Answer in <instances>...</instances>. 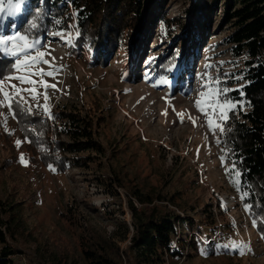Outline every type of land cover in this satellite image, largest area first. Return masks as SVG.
Here are the masks:
<instances>
[{
	"label": "rangeland",
	"instance_id": "1",
	"mask_svg": "<svg viewBox=\"0 0 264 264\" xmlns=\"http://www.w3.org/2000/svg\"><path fill=\"white\" fill-rule=\"evenodd\" d=\"M30 3L26 0L15 16L0 20V35L19 32ZM206 4L205 0H166L170 17L182 16L185 20L184 28L171 31L166 23L150 26L152 11H157L158 6L146 1L144 19L133 38L103 64L93 61V50L76 45L78 11L73 6V20L68 25L63 24L67 16L64 13L53 18L52 28L43 37L30 38L37 42L38 49L50 52L46 59L51 61L54 57L55 65L62 66L55 79L44 77L60 89L48 91L51 117L65 103L77 104L84 110L99 103L106 121L98 128L97 138L107 152L101 159V171L70 165L60 172L40 163L31 168L21 161L20 155L11 169L2 170L4 160L11 154L2 132L21 141L20 145L16 143L18 149L23 144L16 119L9 115L6 127L0 122V195L12 200L15 196L17 213L24 221L17 241L26 242L29 249L28 253L15 256L20 264H87L61 216L68 204L76 205L91 224L126 248L133 229L128 197L135 185L152 195L153 204L164 211L182 217L193 215L200 223L199 232L177 221L178 238L182 241L176 240L174 247H182V256L173 260L166 254L164 264H264V239L253 226L250 209L245 208L241 176L237 188L228 174L235 163L224 151V133L217 129L213 135L206 123L211 117L196 106L200 100L201 106L206 107L200 94L207 91L203 85L209 78H219L222 82L218 87L239 91L240 95L245 83L244 59L233 54L227 41L232 28L221 25V1L216 9L218 17L211 15V34L203 33ZM58 32L64 36L53 35ZM176 46L179 51L175 62L160 74V59ZM42 67L47 70V65ZM39 90L43 92L42 87ZM232 91L227 98L235 101L234 110L240 111L244 100L230 98ZM30 103L35 105V101ZM39 103L45 104L42 97ZM245 109L244 104L242 110ZM0 112L8 115L9 110L5 107ZM40 113L45 114L43 109ZM222 156L226 157L223 162ZM236 169L240 172L238 166ZM101 173L119 175L124 185H100L97 177ZM135 203L141 206L137 200ZM205 213L211 214L208 220ZM209 221L213 223L209 225ZM127 226L130 232L126 231ZM200 242L206 243L208 249L199 247ZM240 243L250 245L251 251L239 254L236 245ZM221 245L223 249L217 248Z\"/></svg>",
	"mask_w": 264,
	"mask_h": 264
},
{
	"label": "trees",
	"instance_id": "2",
	"mask_svg": "<svg viewBox=\"0 0 264 264\" xmlns=\"http://www.w3.org/2000/svg\"><path fill=\"white\" fill-rule=\"evenodd\" d=\"M30 1V7L19 25V32L31 39H39L52 28L54 17L67 13L63 24L68 25L73 20V6L78 11L79 36L76 45L93 50V61L98 60L101 64L133 38L144 19L143 8L146 1L158 6L157 11H152L150 26L166 23L171 31L185 27L182 16L170 17L169 10L165 7L166 0ZM205 1L208 3V12L204 19V35L211 34V15L218 17L216 9L221 1V25H230L232 28L227 41L233 54L244 59L243 95L239 91H232L228 96L243 99L246 109L230 112L224 125L223 142L229 160L241 172V189L248 194L245 202L252 206L250 214L257 221L259 234L264 237V223L261 222L264 221V0ZM33 24L35 27H31ZM201 43V40L197 42L196 50L199 51ZM178 51L176 46L174 51H170L171 55L160 59V74L173 65ZM13 63V57L0 52V76L12 74ZM33 112V115L17 113L19 118L16 119V124L21 133L22 149H18L13 134L2 132L11 152L4 160L2 170L11 169L16 164L18 155L23 156L31 168L40 163L60 172H65L70 165L83 170H103L101 159L107 150L97 138V132L106 119L99 103L89 105L85 110L77 104L65 103L59 105L52 118L36 113V110ZM97 180L102 186L124 185L123 178L112 173H101ZM12 197L14 200L3 199L0 195V264H20L15 256L29 252L26 242L17 241L16 236L23 230L20 228H23L24 221L17 213L19 204L15 196ZM128 198L133 229L131 231L129 226L126 227V231H131L132 236L124 249L91 224L76 205L68 204L61 212L86 263L164 264L166 254L173 260L180 259L182 247H174L176 240L177 243L182 241L178 238L177 221L188 229L199 232L200 223L193 215L182 217L178 213L164 211L159 205L153 204L152 195L144 193L136 185L130 189ZM135 200L141 204L140 207ZM204 215L207 220L211 216L209 213ZM210 223L213 221L208 224ZM192 242L196 245L194 240ZM199 247L208 249L206 243L202 242ZM217 248L224 247L221 245ZM51 254L60 257V254Z\"/></svg>",
	"mask_w": 264,
	"mask_h": 264
},
{
	"label": "snow or ice",
	"instance_id": "3",
	"mask_svg": "<svg viewBox=\"0 0 264 264\" xmlns=\"http://www.w3.org/2000/svg\"><path fill=\"white\" fill-rule=\"evenodd\" d=\"M25 2L26 0H0V20L8 16H15L21 10ZM56 23L59 24L60 21ZM31 27H35V24L31 25ZM53 35H61L63 37L64 33L58 32L53 33ZM70 39L71 37L68 36V40ZM44 47L46 48L47 46ZM0 52L14 58V63L12 65L13 73L8 76H0V109L7 107L9 110L8 115H4L0 112V122L6 127L9 115L13 119L19 118L17 113L33 115V107H35L36 113H39L40 110L43 109L45 114H47L49 118H52L47 107V101L50 99L48 91L49 89L60 91V89L57 87V84L48 83L44 77L55 79L62 66L57 67L55 65L54 57L51 61L46 59V56H49L50 52L38 49L35 40H30L28 35L20 32H15L13 35L9 36L0 35ZM42 65H47V70H45ZM33 77H38L39 79H33ZM12 80L17 81V83H11ZM221 82L219 78H209V82L203 85L207 91L200 94L201 97H203V103L206 107L201 106L200 100L196 102L197 108L205 116L211 117L206 123L213 135H215L217 129L220 133H224V125L229 118L228 113L234 111L237 106L235 101L227 98V93L232 91V89L218 87ZM57 83H59V81H57ZM25 84L29 85V87H22V85ZM41 87L43 88V92L39 90ZM41 97L45 101L43 105L39 103ZM30 101H35V105L30 103ZM243 107L244 104L241 101V110ZM180 115L181 114L178 113V116ZM213 121H215V123ZM181 122H183L182 119ZM193 123L195 125V121H193ZM217 139L219 140V138ZM16 143L20 145L21 141L18 140ZM20 159L23 161L24 157L21 156ZM221 159L223 162L226 157L222 156ZM228 174L232 176V183L234 186L239 188L240 180L238 177L241 174L236 169L235 164H232L228 169ZM247 195V193H243L242 198ZM251 207V205L245 204L246 210ZM261 222L264 223V221ZM253 226H257V221L255 219H253ZM226 247L232 248V245H226ZM236 250L239 254L243 255L246 251H251V248L250 245L240 243L236 245Z\"/></svg>",
	"mask_w": 264,
	"mask_h": 264
},
{
	"label": "built area",
	"instance_id": "4",
	"mask_svg": "<svg viewBox=\"0 0 264 264\" xmlns=\"http://www.w3.org/2000/svg\"><path fill=\"white\" fill-rule=\"evenodd\" d=\"M179 226V225H178Z\"/></svg>",
	"mask_w": 264,
	"mask_h": 264
}]
</instances>
